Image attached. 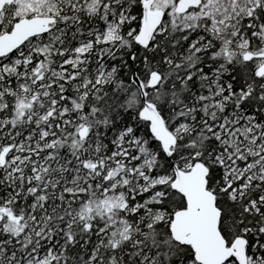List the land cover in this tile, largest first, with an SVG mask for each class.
Returning a JSON list of instances; mask_svg holds the SVG:
<instances>
[{"label": "snow or ice", "instance_id": "1", "mask_svg": "<svg viewBox=\"0 0 264 264\" xmlns=\"http://www.w3.org/2000/svg\"><path fill=\"white\" fill-rule=\"evenodd\" d=\"M0 264H264V0H0Z\"/></svg>", "mask_w": 264, "mask_h": 264}]
</instances>
